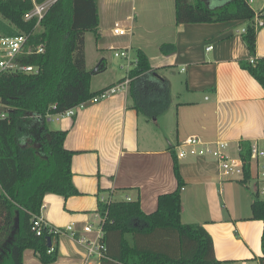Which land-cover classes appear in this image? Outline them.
<instances>
[{"label":"crops","instance_id":"obj_1","mask_svg":"<svg viewBox=\"0 0 264 264\" xmlns=\"http://www.w3.org/2000/svg\"><path fill=\"white\" fill-rule=\"evenodd\" d=\"M227 1L208 0L218 5ZM257 1L256 10L263 0ZM97 5L98 38L90 31L84 36L86 68L93 73L91 82L111 74L98 87L90 84L91 90L127 78L136 62V53L130 58L134 49L145 53L156 75L167 80L168 89L158 92L150 84L145 88L148 105L159 112L153 119L134 107L129 83L74 116L55 119L57 128L67 131L64 146L75 151L72 182L79 194L67 198L45 194L39 215L53 227L73 224L75 235L53 234L51 245L58 252L54 262H40L27 248L23 264H101V258L86 260V247L77 240L84 235L82 227L98 223L99 202L138 198L143 212H153L158 196L177 188L171 149L176 154L184 138L226 142V153L233 157L239 155L240 141L264 138V90L238 63L252 58L242 38L243 22L177 24L174 0H97ZM116 23L132 31L113 36ZM87 34L93 36L94 51L87 47ZM113 48L128 51L126 65H118L122 74L103 53ZM89 54L95 55L92 61ZM255 57L264 58V25L256 30ZM99 65L103 69L93 71ZM176 158L183 180L181 221L204 226L223 264H259L263 222L251 217L253 193L260 192L257 181L245 184L223 177L211 157Z\"/></svg>","mask_w":264,"mask_h":264},{"label":"trees","instance_id":"obj_2","mask_svg":"<svg viewBox=\"0 0 264 264\" xmlns=\"http://www.w3.org/2000/svg\"><path fill=\"white\" fill-rule=\"evenodd\" d=\"M32 7V0H0V36L26 34L30 43L44 45L42 53L23 60L37 65L38 73L0 76V104L6 112L0 119V264H23L27 248L42 263L57 259V248L47 245V237L52 238L53 233L42 228V234L37 235L33 219L40 213L45 194L67 198L79 191L72 182L75 151L64 146L67 131L49 128L47 115L63 112L102 90L90 88L93 73L86 68L84 50L86 32L98 38L97 0H56L39 26L35 18L24 19ZM255 14L246 0H228L220 5L208 0H174L177 24L244 23L242 38L254 61L241 59L238 63L264 90V58L255 57ZM165 46L163 51H167ZM102 69L99 65L96 72ZM128 77L134 107L147 118H155L158 109L148 105L144 90L150 84L156 85L158 92L166 91L167 80L156 75L140 49ZM171 154L177 188L160 194L153 212H143L138 198L99 202L98 212L105 217L101 264H223L216 258L212 237L204 226L180 219L183 180L173 149ZM239 157L244 162L240 181L246 184L252 180L250 141H240ZM251 214L263 222L259 264H264V199L258 191L253 193ZM126 234L131 235L130 240Z\"/></svg>","mask_w":264,"mask_h":264},{"label":"built area","instance_id":"obj_3","mask_svg":"<svg viewBox=\"0 0 264 264\" xmlns=\"http://www.w3.org/2000/svg\"><path fill=\"white\" fill-rule=\"evenodd\" d=\"M56 0H32L33 7L24 15L25 20L35 18L37 20L36 26H39L40 20L43 18L47 9ZM246 2L253 6L255 0H246ZM253 24L254 28H258L264 25V0L262 6L256 10ZM132 31V28L125 27L123 25L115 24L111 29L113 36H125ZM244 31V29L242 30ZM212 46L208 45L207 50ZM114 49V55L123 58H128V51L126 49ZM44 51V45L42 43L32 44L29 42V35L18 34L14 36H0V76L3 74H35L39 72V67L34 64L24 63V58L30 54L42 53ZM254 58H250V62H253ZM130 82V78H125L122 82L113 84L112 86L103 88L97 95L81 102L80 104L71 107L63 112L47 115V121L51 119H60L65 116H74L75 112L88 105L89 103H97L110 95L114 94L120 88H124ZM6 116L2 105L0 104V119ZM227 143L223 141L204 142L198 136H188L184 138L180 144L177 145L176 156H202L211 157L219 165L221 174L223 177L231 180H242L244 177V162L238 156H230L226 153ZM250 170L252 180L257 181L258 189L264 192V138L262 140H255L251 143V161ZM183 189V186L180 188ZM98 223L96 225L87 223L82 227L84 235L78 236L77 240L86 247L87 258L91 260L93 258L103 257L105 245L102 241L103 237V224L105 217L101 216L98 212ZM33 230L37 235L42 234V228H47L49 233L59 234L63 231H67L71 236H74L73 224H69L64 229L57 228L49 225L40 215H37L33 219ZM50 249L49 251H51Z\"/></svg>","mask_w":264,"mask_h":264},{"label":"rangeland","instance_id":"obj_4","mask_svg":"<svg viewBox=\"0 0 264 264\" xmlns=\"http://www.w3.org/2000/svg\"><path fill=\"white\" fill-rule=\"evenodd\" d=\"M258 6H259V2L257 1V2H255L254 4H253V7H256V8H258ZM1 19V18H0ZM86 38H87V47H91L90 49L91 50H95V43H94V40H93V36H91V35H88L87 34V36H86ZM103 53L105 54V56H106V58H107V60L110 62V63H112V64H114L115 66H116V70H119V73L120 74H122L123 73V71H124V69L122 68H118V65H119V63H121V64H124V66L126 65V62H127V60L125 59V58H123L122 56H119V57H117V56H115L114 55V50H106V51H103ZM135 53H136V50L134 49V50H131L130 51V58L131 59H134V56H135ZM92 54V53H91ZM91 54H89L90 56H89V59L92 61V58L94 59L95 58V55L93 54L92 56H91ZM103 55H101L100 57H102ZM166 74H167V76H169V78L171 79L172 77H171V75L170 74H168L167 72H165ZM110 71L108 72V73H106V74H102V75H98V76H96L94 79H93V81L91 82V87H98L99 85H101L102 83H104L105 81H106V79H108L109 78V76H110ZM174 98V97H173ZM143 115V114H142ZM47 125H48V127L49 128H52V129H58L57 128V126H56V120L55 119H51V120H48L47 121ZM255 182V181H254ZM254 182H251V185L252 186H254L255 184H254ZM254 184V185H253ZM259 195H260V197L262 198V199H264V192H259Z\"/></svg>","mask_w":264,"mask_h":264},{"label":"water","instance_id":"obj_5","mask_svg":"<svg viewBox=\"0 0 264 264\" xmlns=\"http://www.w3.org/2000/svg\"><path fill=\"white\" fill-rule=\"evenodd\" d=\"M97 67H98V66H96V67L94 68L93 71H96V70H97ZM47 245H48V246L51 245V238H50V237H47Z\"/></svg>","mask_w":264,"mask_h":264}]
</instances>
